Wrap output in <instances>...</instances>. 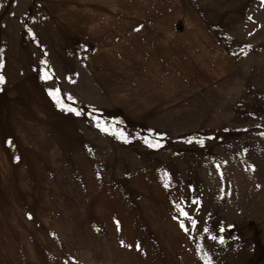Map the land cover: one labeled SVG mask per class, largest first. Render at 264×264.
<instances>
[{
    "label": "rangeland",
    "instance_id": "rangeland-1",
    "mask_svg": "<svg viewBox=\"0 0 264 264\" xmlns=\"http://www.w3.org/2000/svg\"><path fill=\"white\" fill-rule=\"evenodd\" d=\"M62 1L0 0V264H264V0Z\"/></svg>",
    "mask_w": 264,
    "mask_h": 264
},
{
    "label": "crops",
    "instance_id": "crops-1",
    "mask_svg": "<svg viewBox=\"0 0 264 264\" xmlns=\"http://www.w3.org/2000/svg\"><path fill=\"white\" fill-rule=\"evenodd\" d=\"M151 1V4H155L154 0ZM116 8L121 9V6L115 2ZM155 6V5H154ZM149 7V5H148ZM89 11H108L107 15L97 16L93 15L95 19L100 20L97 24L98 29L92 28L91 30H86L90 26L87 24L88 19H92V17L87 14ZM57 14L61 16L62 25L65 29L63 32L66 34H95V33H105V31H109L111 26H116V20L121 28H127L128 25L124 22V19L119 15L118 12H115L113 2H108L104 0H98L97 2L89 1V0H63L61 5L57 7ZM174 17H172L173 19ZM138 23L134 25L133 29L137 30L136 33L138 35H159L165 33H173L175 23H172L173 27L170 29L169 26L165 27L166 19H169V16H160L156 17L155 12H150L147 10L141 11V14L137 16ZM156 19L155 23L153 20ZM7 147L9 145L7 143ZM10 150V149H9ZM2 148H0V162H4V153L2 152ZM11 152V151H10ZM109 194L113 192V190H108Z\"/></svg>",
    "mask_w": 264,
    "mask_h": 264
},
{
    "label": "snow or ice",
    "instance_id": "snow-or-ice-1",
    "mask_svg": "<svg viewBox=\"0 0 264 264\" xmlns=\"http://www.w3.org/2000/svg\"><path fill=\"white\" fill-rule=\"evenodd\" d=\"M45 78H49V77L46 76ZM3 81H4V77H3L2 75H0V83H2ZM49 94L53 96V98L56 100V102H57L62 108H65V109L68 110V111L75 112L76 115H79V114H80V113L77 112L74 108H71V107H69V106H67V105H65V104L63 103L62 98H61L60 95H59V90H53V91H50ZM98 126H99V125H98ZM104 130L107 131L108 129L105 128ZM120 135H121L122 138L126 139V137H124L123 133H120ZM201 143H202V142H201ZM181 211H182V210H181ZM182 214L185 215V216L188 215L186 212H183V211H182ZM181 227H183V224H181ZM212 239L215 240L216 237L214 236V237H212ZM220 242H221V243L224 242V241H223V238L220 239ZM209 264H211L210 261H209Z\"/></svg>",
    "mask_w": 264,
    "mask_h": 264
},
{
    "label": "trees",
    "instance_id": "trees-1",
    "mask_svg": "<svg viewBox=\"0 0 264 264\" xmlns=\"http://www.w3.org/2000/svg\"><path fill=\"white\" fill-rule=\"evenodd\" d=\"M2 32H1V29H0V42H1V37H2ZM2 49H3V53L6 52V45L5 44H2ZM3 66H4V60H2L0 62V75H2L4 77V80H5V76H4V73H3ZM3 84H4V81L2 83H0V93L2 91V88H3ZM85 109H87L89 111L90 114H93V113H96V109L94 108H90V107H84ZM173 139V137L170 138V140ZM174 141V140H173ZM170 143H173V142H170Z\"/></svg>",
    "mask_w": 264,
    "mask_h": 264
}]
</instances>
